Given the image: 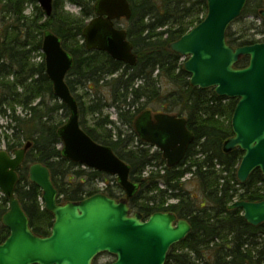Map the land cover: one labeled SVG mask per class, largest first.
Segmentation results:
<instances>
[{
  "label": "trees",
  "instance_id": "obj_1",
  "mask_svg": "<svg viewBox=\"0 0 264 264\" xmlns=\"http://www.w3.org/2000/svg\"><path fill=\"white\" fill-rule=\"evenodd\" d=\"M96 1L68 0L81 9L80 17L65 13L62 0H54L49 18L37 0H29L34 5L30 17L25 16L26 0H7L2 7V13L9 14L11 19L0 43V115L7 116L12 109L9 129L13 128V133L4 134V139L0 136V145L4 140L7 150L15 151L32 143L18 170L16 189L32 231L39 237H47L54 223V216L41 201V189L29 178V168L36 163L50 170L60 203L80 202L101 192L95 187L96 181L109 182L103 191L108 196L115 199L124 196L117 179L62 156L58 130L69 117V110L61 103L50 104L49 100L57 98L46 75L45 62L38 65L32 62L34 54L42 51L44 33L50 31L60 38L74 60L66 80L78 102L82 128L96 142L110 146L131 167L130 178L140 187L129 201L131 211L141 213L144 219L158 212H170L192 227L188 237L171 248L166 264H264V224L251 226L242 210L231 209L236 198L254 203L264 201L263 188L259 186L264 185L262 173L257 170L245 184L239 183L237 172L244 152L235 149L227 153L223 149L224 143L233 137L232 116L239 100L219 97L214 89L191 86L182 57L171 49L174 42L203 21L207 1L129 0L133 13L125 30L134 45L135 66L116 61L105 52L87 50L83 32L95 16ZM263 5L260 1L257 7ZM248 6L237 21L248 14ZM252 15L259 18L260 12L255 10ZM232 26L227 41L233 47L264 41L244 36ZM252 29L254 23L249 26ZM248 63L249 58L244 57L237 66L244 68ZM10 77L14 80H9ZM79 90L88 96L89 103L83 101L84 95L78 94ZM17 104L26 116L17 115L14 108ZM108 108L115 109L120 125L106 113ZM145 111L187 120L195 140L178 166L168 168L159 150L140 147L147 146L140 139V145L137 144L134 123ZM87 113L95 117L92 127H87L82 119ZM112 125L116 127L115 133ZM124 128L128 132L124 133ZM218 165L222 170L217 169ZM150 167H162L164 174L152 172L144 177ZM187 174L197 184V193L185 189L187 183L182 179ZM238 189L243 191L239 193ZM170 200L177 203L168 204ZM8 210V199L3 197L0 244L10 235L2 223Z\"/></svg>",
  "mask_w": 264,
  "mask_h": 264
},
{
  "label": "water",
  "instance_id": "obj_2",
  "mask_svg": "<svg viewBox=\"0 0 264 264\" xmlns=\"http://www.w3.org/2000/svg\"><path fill=\"white\" fill-rule=\"evenodd\" d=\"M37 1L50 17L54 0ZM206 1L204 20L174 42L171 49L187 59L184 70L191 76V86L214 89L222 98L239 99L232 116L234 135L223 149L227 153L235 149L244 152L237 172L239 182L244 184L257 170L264 176V43L235 48L227 42V32L248 0ZM132 13L129 0H97L95 17L83 32L87 50L105 52L116 61L135 66L134 45L126 30L115 25L123 18L130 20ZM261 17L264 20V10ZM42 52L54 95L70 112L68 121L58 130L62 156L116 176L125 199L118 201L98 193L80 202L59 203L50 170L43 164H34L29 169L30 181L41 189L45 209L54 216L50 236L39 237L16 197L18 169L32 144L16 150L13 157L1 151L0 190L9 201L2 222L10 235L0 245V264H94L103 254L116 258L111 264H166L171 248L191 233L190 223L170 212H158L146 220L139 212L132 214L129 200L140 187L130 180L131 167L112 148L98 144L81 128L79 105L66 82L73 58L50 31L44 33ZM244 57H249V64L237 67ZM134 128L144 142L162 152L169 168L184 160L195 140L187 120L169 114L145 111L136 119ZM231 209L242 210L251 226L264 224V201H237Z\"/></svg>",
  "mask_w": 264,
  "mask_h": 264
},
{
  "label": "rangeland",
  "instance_id": "obj_3",
  "mask_svg": "<svg viewBox=\"0 0 264 264\" xmlns=\"http://www.w3.org/2000/svg\"><path fill=\"white\" fill-rule=\"evenodd\" d=\"M4 1H7V0H4ZM3 0H0V36H1V39L4 40V36L5 34L8 32V23H9V20L11 19L9 14H3L2 13V7L4 6L5 2ZM27 1V5H26V11H25V16L27 17H30L33 13V10H34V5H32L31 3H29V0H26ZM260 1H263L264 0H249V8H248V14L241 20L239 21H236L234 24H233V30L234 31H237V32H240V34L242 35H246L247 37L249 38H253L255 37V39L257 40H263L262 38H264V23L262 22L261 20V17L259 18H254V16L252 15V12L255 11V10H258L259 12L261 10L264 9V5L262 7H257V4L260 2ZM62 6L64 7V12L65 13H70L72 14L74 17H80L81 16V9L72 4V3H69L68 0H62ZM66 4H72L74 6V8L72 10H69L65 7ZM39 6V5H38ZM254 23V26H255V29H252V30H249V26ZM119 27L121 29H126V21L125 20H122L119 22ZM248 34V35H247ZM12 37L14 38V34L12 33ZM43 52L41 51L40 53H35L34 54V58L32 60V62L36 65L38 64H41L43 61H44V58L42 56ZM9 80H14L13 77H10ZM108 90V89H107ZM19 92H22L21 89H19ZM78 94H81V95H84L83 97V101L85 103H89V98L87 95L84 94L83 90H79L78 91ZM51 99V98H50ZM50 104L53 105V104H57V103H61L62 102L57 99V100H49ZM34 105H36V103H34ZM20 105H14V108H16V112H17V115H20L21 113H23L22 111V107H19ZM10 112L12 113V109L10 110ZM106 113H109L110 116H111V120H117V114H116V111L114 108L110 109L108 108L106 110ZM25 115V113H23ZM83 120L86 121L87 123V127H92L93 124H94V119L95 117L91 114H85L83 115L82 117ZM68 120V118L65 120V122ZM0 124L3 126L2 127V131H5V129H9L8 127L10 126V123H9V119L6 118V116H2V118H0ZM110 128H112L114 130V133H115V130H116V127L114 125L110 126ZM127 128H124V133L125 132H128L126 130ZM2 136V134H0ZM3 138V137H2ZM156 148H154L153 152L156 151L155 150ZM0 150H6V147H5V144L2 143V145H0ZM220 169L222 170V167H220ZM152 172H159L160 174H164V168L162 167H158V168H149L147 170L146 173L143 174V176H149ZM224 176H227V174H223ZM113 178V177H111ZM115 178V177H114ZM192 176L190 174H188L187 176H185L183 179H182V182H186L187 185H185V189L186 190H189L193 193H197L199 190H198V186L197 184L195 183V181L193 180L192 181ZM116 179V178H115ZM107 180H110V178H107ZM110 184L111 186H114V182H112V180H110ZM95 187L98 188L99 190H106V188L108 187V184L106 183V185L102 182H98L96 181L95 183ZM259 186L261 188H263V191L262 193H264V185H261L259 184ZM162 187V186H161ZM164 188V187H162ZM236 188H239L238 186H236ZM239 190V193H241L243 190L242 189H238ZM115 192L116 189H114ZM124 194V193H123ZM1 196V195H0ZM122 199L125 198V196L123 197H120ZM119 198V199H120ZM237 201H242V200H239L238 198H236L234 200V203L237 202ZM168 204H175V201L173 200H170L168 201ZM115 257L114 256H111V255H108V254H103L101 255L98 259H97V264H111L115 261Z\"/></svg>",
  "mask_w": 264,
  "mask_h": 264
},
{
  "label": "flooded vegetation",
  "instance_id": "obj_4",
  "mask_svg": "<svg viewBox=\"0 0 264 264\" xmlns=\"http://www.w3.org/2000/svg\"><path fill=\"white\" fill-rule=\"evenodd\" d=\"M119 22H120V21H115V25H116V27H118V28H120L119 25H118ZM22 111H23V109H22ZM23 113H25V115H24ZM23 113H21V114L18 115V116L24 117V116L27 115L26 112L23 111ZM81 128H82V126H81ZM82 129H83V128H82ZM131 133H132V132H131ZM135 135H136V142H137L138 145H140V144H139V139H140L144 144H147V146L140 145V147H148V148H151V149L154 150V147H151L152 145H151L150 143H145V142L139 137V135L136 133V130H135ZM91 138H92V137H91ZM92 139H93V138H92ZM93 140H94V139H93ZM94 141H95V140H94ZM3 142L5 143L4 140H3ZM61 142H62V140H61ZM95 142H96V141H95ZM28 143H29V142H28ZM28 143H27V144H28ZM30 143H31V142H30ZM97 143H98V142H97ZM5 144H6V143H5ZM31 144H32V143H31ZM98 144H100V143H98ZM101 145H103V144H101ZM25 146H26V145H25ZM25 146H24V147H25ZM62 146H63V144L61 143V145H60V148H61V149L63 148ZM104 146H106V145H104ZM5 147H6V146H5ZM24 147H23V148H24ZM108 147H110V146H108ZM23 148H21V149H23ZM31 148H32V145H31L30 149H31ZM110 148H111V147H110ZM30 149H29V150H30ZM16 150H19V149H16ZM16 150H15V151H16ZM29 150H28V151H29ZM112 150H113V149H112ZM4 151H6L10 156H12V157L14 156V152H15V151H8V150H7V147H6V150H4ZM27 153H28V152H27ZM26 156H27V154H26ZM25 160H26V158H25ZM24 162H25V161H24ZM23 164H24V163H23ZM36 164H37V163H36ZM30 167H31V166H30ZM82 167H83V166H82ZM84 168H85V167H84ZM29 169H30V168H29ZM18 170H19V169H18ZM18 176H19V175H18ZM51 177H52V176H51ZM52 182H53V181H52ZM0 195H1V196H0V203H1V199H2V193H1V191H0ZM119 200H122V198H120ZM2 223H3V222H2ZM3 243H4V242H3ZM3 243H2V244H3ZM0 245H1V244H0Z\"/></svg>",
  "mask_w": 264,
  "mask_h": 264
},
{
  "label": "clouds",
  "instance_id": "obj_5",
  "mask_svg": "<svg viewBox=\"0 0 264 264\" xmlns=\"http://www.w3.org/2000/svg\"><path fill=\"white\" fill-rule=\"evenodd\" d=\"M65 7L69 10H72L74 8L72 4H66Z\"/></svg>",
  "mask_w": 264,
  "mask_h": 264
}]
</instances>
